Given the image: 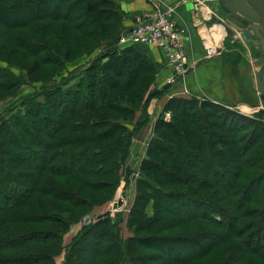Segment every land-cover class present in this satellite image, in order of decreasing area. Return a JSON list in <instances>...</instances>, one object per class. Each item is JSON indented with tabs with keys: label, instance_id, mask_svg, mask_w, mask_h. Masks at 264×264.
<instances>
[{
	"label": "trees",
	"instance_id": "trees-1",
	"mask_svg": "<svg viewBox=\"0 0 264 264\" xmlns=\"http://www.w3.org/2000/svg\"><path fill=\"white\" fill-rule=\"evenodd\" d=\"M123 17L116 0H0V40L35 61L29 72L59 69L72 58L70 43L88 54L126 29ZM136 45L94 58L74 84L25 97L19 113L0 120V264H55L79 218L72 211L91 209L111 191L110 198L129 176L123 161L148 118L141 112L128 131L110 117L134 115L133 99L159 70ZM231 52L225 60L234 76L241 54ZM15 84L0 67V96ZM168 89L149 91L146 101ZM168 110L171 120L163 117ZM154 132L125 220L96 218L76 233L62 264H264V123L177 96L164 104Z\"/></svg>",
	"mask_w": 264,
	"mask_h": 264
},
{
	"label": "rangeland",
	"instance_id": "rangeland-1",
	"mask_svg": "<svg viewBox=\"0 0 264 264\" xmlns=\"http://www.w3.org/2000/svg\"><path fill=\"white\" fill-rule=\"evenodd\" d=\"M215 4L217 6L218 1H216ZM201 5L202 7L204 6L203 2H201ZM204 7H206V5ZM208 11L212 12L213 10L210 9ZM223 13L226 12L223 11ZM226 14L228 15V13ZM119 31L120 30L116 32L117 37H119L120 35L118 34L120 33ZM217 33L221 37L223 44L231 43L229 41L232 39V36L224 27L221 26V28L218 29ZM251 34L252 31H248V34L245 33L244 37L246 42L248 43V46L251 49L252 55H247L246 57L243 55L240 57L242 58V66H245L242 77L240 79L242 85H244L243 87L240 83L238 84L235 78L231 80L228 77L224 83L226 86H222L223 92L221 94L212 93L211 91H206L202 89L196 91L195 93L185 94L181 93L180 89L169 88L166 92H160L159 94H156L155 96L146 101L149 91L151 92L155 88L161 89L162 87L156 86L155 83L150 82L144 89L143 93H140L139 99L134 100L133 98L129 97L130 99H133V104L131 105L130 102L125 104L128 106H135L137 108L134 112V115L127 116L121 114L112 115L110 117L113 120L110 123L119 122L124 128L128 129V131L133 130V123H135L137 117L140 115L141 112L143 114L146 113V118H148L147 121L142 124L131 137L128 154L127 157H125V160L123 161L122 168L128 166L130 168V174L127 178H125L124 176H122L124 173H122L120 183L115 189V193H113L110 198L109 194L111 191L108 192L106 195L103 194L100 198H98L94 202L95 204L92 206L91 209L84 208L83 210L72 211L73 214L76 213L73 217L76 218L78 216L79 218L77 219V222H74L72 224L73 226H70L71 228H69V230L66 232L67 234L65 233L66 235H63L62 250L60 254L54 257L55 264L63 263L65 251L68 246L72 243L73 239L76 236V233L87 227L86 225L93 224L96 221L95 216H97L98 214H102L105 211H108L112 219L116 220V218L119 217L120 219L125 220V217L127 216L129 209L134 201L135 183L136 180L140 177L138 169L139 164L144 158L147 157L146 150L149 144V140L157 136V134L154 132V125L158 120V117L162 115L164 104L169 99L177 96L194 97L198 102V105H200V103H202L204 100H208L215 104L222 105L230 110L236 111L242 115H246L247 117L251 118V120L260 121V123L262 124L264 123V113H262V111H264V89H262L264 88V40L262 41L256 35ZM116 35L111 39L108 38L100 42L99 45L88 54H83L78 46H75L74 44L70 43L69 46L72 51V58L64 60V65L61 68L58 69L57 67H53L49 70L47 67H44L31 72H29L27 69H30V67L35 63V61L24 60L20 55L10 53V50L12 48L10 42L11 40H0V45H2V48H0V67L5 71H10L17 80V84H15L16 87L14 88V91L12 93L7 94L5 96L2 95L3 97L0 96V120L2 119V117H6L14 113H19V111L22 109V107L20 106V101L23 100L25 97L34 94H42L47 88L52 87L51 85L58 84L59 82H63L65 80H67L68 85L74 84V82L78 81L81 76L79 71L87 67L94 58H102L103 56H105V54L107 55L108 53L110 54L112 52H121L124 46H119V44H117L118 38H116ZM113 40H115V43L113 42V44H110ZM84 42L90 45H94L95 43V41L93 43L91 41L86 40ZM51 43L58 45L57 42L54 40ZM234 43L238 44L239 49H243L244 45L241 47V42L235 40L231 44ZM235 51L240 54V50H233L231 53L234 54ZM59 53L63 54L65 53V51L60 50ZM226 53L227 52L223 50L220 56L218 55L216 57L221 59V62H226ZM158 69H160V65ZM238 74L240 75V73L237 72L236 69V73L234 72V76H237ZM50 75H52V78L46 79ZM157 75L158 72L154 75L155 82L157 79ZM255 75L258 77V81L261 87H259L257 81H255ZM139 91H141V89H139ZM39 99H42V97L40 96ZM121 103H123V101H121ZM143 103H146L147 105H143ZM249 104L259 106L260 110H254L255 107L253 108V111L247 110L246 107H248ZM242 106H245V110L242 109ZM149 107L150 109L148 110ZM166 112L170 114L167 120L173 119L175 113L169 110L164 111L163 117ZM121 133L122 136L126 134L125 132ZM119 134L120 133H118L117 135ZM103 145L112 146L114 145V143L104 142ZM123 145L124 144H121V146ZM115 147L119 146L115 144ZM177 161L179 163L181 162L179 160ZM119 162L120 161H116L115 166H117ZM118 198H122L123 203L120 206L119 212H116L112 209V203ZM63 205L64 204H59V207L62 208ZM148 212L150 213V210ZM121 226V234L123 236L128 235L129 232L125 229L124 222L121 223ZM34 227H37L38 229L44 228L45 226L43 224H38ZM177 232L178 231H172L170 233L176 234ZM83 257L86 258L87 261L90 260L89 254L83 255ZM205 263V260H201L198 264Z\"/></svg>",
	"mask_w": 264,
	"mask_h": 264
},
{
	"label": "crops",
	"instance_id": "crops-1",
	"mask_svg": "<svg viewBox=\"0 0 264 264\" xmlns=\"http://www.w3.org/2000/svg\"><path fill=\"white\" fill-rule=\"evenodd\" d=\"M120 5V9L124 13V17L121 22V27L128 28L134 21L135 17L138 16L142 11L149 10L153 6H166L174 5L177 10V19L178 21H183L190 25L193 30V39L190 47V58L198 59V64L193 70H189L183 77L180 79L179 87L187 88L192 93L202 89L208 90L212 93L221 94L222 86H226L224 83L229 77L231 80L234 78L237 80L238 84L240 83L243 87L240 79L242 77L245 66H242V58H240L238 65L236 66L237 72L240 73L237 76H233L230 72L231 68L229 67L228 62H221V59L216 56L203 60L201 55L203 54V47L206 46L209 40L212 39V34L210 28L216 27H226L224 24L219 21V18L215 17L214 13H218L219 16L225 18L226 13L219 12V6L215 4L217 0H116ZM201 2L206 7H202ZM212 9V12L208 10ZM215 33V32H213ZM238 41V40H237ZM229 42L233 43L231 39ZM239 42V41H238ZM229 43V44H231ZM228 44V43H227ZM227 44H223V50L225 52H231L233 50H240L241 56H243L242 49L238 48L236 43L233 47H229ZM139 50L144 52L147 57L158 63L160 69L158 71L156 86L164 85V78L169 73V69L166 66V58L164 52L157 47H152L148 45L138 44L136 45ZM236 46V47H235ZM241 48V47H240ZM251 51V50H250ZM220 53V54H221ZM219 54V56H220ZM218 56V55H217ZM190 59V60H191ZM240 86V85H239ZM241 87V88H242ZM150 107L148 108V110ZM73 226V225H72ZM71 228V227H70ZM67 234V233H66ZM65 234V235H66Z\"/></svg>",
	"mask_w": 264,
	"mask_h": 264
},
{
	"label": "built area",
	"instance_id": "built-area-1",
	"mask_svg": "<svg viewBox=\"0 0 264 264\" xmlns=\"http://www.w3.org/2000/svg\"><path fill=\"white\" fill-rule=\"evenodd\" d=\"M176 15V7L172 4L153 6L136 16L133 23L124 30L126 32L120 33L117 41L119 46L143 44L160 48L165 54L166 66L169 69L163 84L168 83L172 89H178L181 76L198 64V59L190 58L193 30L187 23L178 21ZM220 28H210L212 39L203 47L202 59H211L221 53L223 42L217 33ZM180 92L192 93L187 88H181ZM169 116L166 112L164 119L167 120ZM119 210L120 207L113 211Z\"/></svg>",
	"mask_w": 264,
	"mask_h": 264
},
{
	"label": "water",
	"instance_id": "water-1",
	"mask_svg": "<svg viewBox=\"0 0 264 264\" xmlns=\"http://www.w3.org/2000/svg\"><path fill=\"white\" fill-rule=\"evenodd\" d=\"M219 6V12H226L228 15L222 19L218 13H214L215 17L219 18L228 33L232 36V40H238L241 42V47L244 45L242 49L243 55L246 57L247 55H252L251 49L248 46V43L245 40V33L248 34V31H252L251 35H256L262 41L264 40V0H217ZM222 10V11H221ZM126 31H123L124 34ZM249 40V39H248ZM244 66V65H243ZM256 77L255 81L259 84L258 77ZM169 87L168 83L162 85L161 89ZM259 87L260 84H259ZM264 89V88H262ZM160 89L155 88L151 91L152 94L158 92ZM260 110L257 105H248L247 110L253 111ZM259 108V109H258ZM123 203L122 198H118L113 201L112 209L116 210ZM109 212L105 211L102 214H98L97 218L108 215Z\"/></svg>",
	"mask_w": 264,
	"mask_h": 264
},
{
	"label": "bare ground",
	"instance_id": "bare-ground-1",
	"mask_svg": "<svg viewBox=\"0 0 264 264\" xmlns=\"http://www.w3.org/2000/svg\"><path fill=\"white\" fill-rule=\"evenodd\" d=\"M245 106H242V109H244L245 110V108H244Z\"/></svg>",
	"mask_w": 264,
	"mask_h": 264
}]
</instances>
